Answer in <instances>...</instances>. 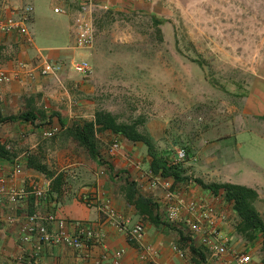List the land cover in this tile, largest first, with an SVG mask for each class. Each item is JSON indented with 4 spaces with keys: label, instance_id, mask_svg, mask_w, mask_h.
<instances>
[{
    "label": "rangeland",
    "instance_id": "1",
    "mask_svg": "<svg viewBox=\"0 0 264 264\" xmlns=\"http://www.w3.org/2000/svg\"><path fill=\"white\" fill-rule=\"evenodd\" d=\"M56 6L53 0L37 1L40 35L56 26ZM94 24L95 45L85 58L92 74L73 73L70 64L79 58L64 62V87L87 116L77 123L93 121L97 111L111 113L119 123H137L156 152H185L178 164L183 184L238 178L235 169L248 161L244 137L253 132L264 137V118L253 114L249 98L254 82L264 77V0H156L147 11L98 10ZM34 131L27 143L11 141V150L35 154L53 171L78 163L72 170L80 178L86 170L99 172L64 132L43 139ZM115 140L133 150L122 138L98 135L101 169ZM134 146L135 161L148 156L144 144ZM245 177L251 180L250 170ZM254 206L264 220V190Z\"/></svg>",
    "mask_w": 264,
    "mask_h": 264
},
{
    "label": "crops",
    "instance_id": "2",
    "mask_svg": "<svg viewBox=\"0 0 264 264\" xmlns=\"http://www.w3.org/2000/svg\"><path fill=\"white\" fill-rule=\"evenodd\" d=\"M37 1L9 0L11 8L26 3L33 5L35 16L32 25L34 38L32 45L25 43L17 34L4 35L0 33V68H4L12 76H17L10 83L0 84V113L4 117H9L33 110L37 115V120L33 125L29 122L0 125L2 130L6 128L4 126H7L5 134H0V142L8 144L7 148L14 158V162L0 158V264H115L116 253H121L119 264H149L143 258L144 253L136 244L132 243L125 234L107 225L96 208H88L81 201V195L85 193L98 199L110 200L119 216L128 220L130 225L142 224L146 230L144 243L158 253V264H195L196 258L190 252L189 245L192 243L195 248L199 249L198 246L201 247L200 236L186 235L183 230L187 227L188 214L186 212L181 214L182 223L180 225H169L170 229L155 227L128 202L127 188L128 184L133 182L141 195L151 199L157 205L155 214H158L161 220L168 208L165 191L161 187L152 190L149 188L147 172L151 162L150 157L144 155L145 158L140 160L142 163L140 169H136L132 165L130 159L135 160L137 157L136 152L134 153L133 143L126 141L133 150L128 146L126 150L123 148L116 156L106 157L108 168L105 169L104 175L100 174V171L104 169H101L100 162L97 163L91 158L100 170L98 173L86 170L82 173L81 178L78 176L79 172L77 173L76 170L73 172L74 168L81 166L78 163L57 168L55 171L45 164L55 176L64 174L65 184L60 195L53 193L49 197H46V193L51 190L53 179L27 169L24 152L21 154L18 152V154L9 146L11 141H16L19 144L26 142L27 136L29 138L30 132L34 130L41 136L42 130L48 128L49 122L50 126L62 127L63 123L65 128H70L75 123L87 118L82 112L81 105L72 101L69 91L64 87L67 78L66 71L58 76L45 78L37 73V68L44 61L64 64L73 58L85 59L88 57L90 51H80L73 47L72 20L80 4L93 1L107 10L147 11L154 8L156 0L149 3L144 0H53L57 3L53 12L55 9H60L62 13H54L59 17L56 26L49 28L47 32H42L41 35L35 31ZM18 62L26 65V69L18 70ZM30 71L33 73L32 78L27 75V72ZM249 98L254 102L253 114L264 118V77L254 82ZM246 137L249 144L248 161L243 164H249L252 178L248 180L245 177L249 170L244 168L243 164H239L238 168L235 166L237 170L234 171L239 174V177L235 178L232 184L238 182V185L252 188L257 191L260 198L264 190V151H262L264 137L258 132H253L244 138ZM255 144L259 146L253 150ZM250 148H252L251 151ZM44 151L46 152V150ZM86 155L89 156L87 153ZM17 159H20L21 163L19 173L15 172ZM175 187L184 190L188 200L204 201L213 206L216 212L224 218L221 221V230L230 241L231 246L248 253L251 256L252 264H264V251H262L260 240L248 242L237 234L236 226L239 219L232 206L225 201L224 196H214L197 184L186 186L182 183ZM20 188L26 189L29 194L17 204L11 203L9 192ZM33 189L45 192V196L37 198L30 193ZM32 214L39 215L40 222L47 227L51 234L57 231L56 220H67L90 226L98 239L92 241L89 247L82 251L75 250L64 243L46 245L41 243L37 236H33L27 244L22 243L21 229L27 222L28 216ZM51 216H53V220L48 219ZM181 234L194 240L185 243L181 240ZM178 250L185 253L184 258L180 257ZM206 260L210 264H235L230 257L219 261L207 257Z\"/></svg>",
    "mask_w": 264,
    "mask_h": 264
},
{
    "label": "built area",
    "instance_id": "3",
    "mask_svg": "<svg viewBox=\"0 0 264 264\" xmlns=\"http://www.w3.org/2000/svg\"><path fill=\"white\" fill-rule=\"evenodd\" d=\"M145 2H152L153 0H144ZM98 10H107L100 7L93 1H86L80 4L76 10L72 20V32L74 37L73 47L80 51L91 50L95 45L96 29L94 24V14ZM54 13L60 14L62 10L55 9ZM35 16V9L32 4L26 3L22 6L9 5V0H0V33L4 35L17 34L28 45H32L34 42L32 34V25ZM74 74L87 78L92 72L93 68L89 61L85 59L73 60L70 64ZM18 70H25L26 65L21 62L17 63ZM64 64L60 62L44 61L37 68V73L41 77L58 76L64 71ZM28 77L32 78V71L27 72ZM17 77L12 76L4 68H0V84H7ZM62 131L60 126H50L42 130L41 134L43 139H50L57 136ZM123 150V146L120 141H113L107 148L106 155L109 158L116 156ZM26 156V155H24ZM186 157L184 151H180L176 154L173 164L177 165L182 162ZM130 159V158H129ZM20 159L16 160L15 172L21 171ZM132 165L136 169H140L142 163L130 159ZM100 171L101 175L105 174V169ZM148 184L149 188L155 189L161 187L166 193V202L168 205L166 214H164L163 220L170 226H176L178 223H182L181 214L186 212L188 218H186V225L189 234L192 236H200V246L203 247L210 255V259L220 260L230 257L235 264H252L251 256L239 251L231 246L230 241L223 234L221 230V221L224 219L209 203L198 200H188L185 197V191L175 187L174 181L171 178H163L160 175H154L149 170ZM135 182V180H133ZM188 186L187 183H185ZM186 190V187H185ZM37 198H43L45 192L39 189H33L32 192ZM29 192L24 189H13L9 192V201L13 204H17L23 200ZM81 201L88 208H96L101 214L104 222L107 225L115 228L119 232L125 234L128 239L136 244L138 248L144 253L143 258L149 262V264H158V253L151 247L145 245L146 230L142 224L130 225L128 220L119 216L116 208L112 202L108 199H98L87 193L81 195ZM53 220V216L48 218ZM38 214L29 215L27 222L21 229V241L22 243H29L33 236H37L39 241L43 244H59L64 243L71 248L82 251L87 249L90 243L98 239V236L90 226H86L80 222H72L67 220H56L57 231L51 234L47 227L40 222ZM189 226V227H188ZM191 227V228H190ZM194 240V239H192ZM180 257L184 258L185 253L179 251ZM121 253L115 254V264H119Z\"/></svg>",
    "mask_w": 264,
    "mask_h": 264
},
{
    "label": "trees",
    "instance_id": "4",
    "mask_svg": "<svg viewBox=\"0 0 264 264\" xmlns=\"http://www.w3.org/2000/svg\"><path fill=\"white\" fill-rule=\"evenodd\" d=\"M163 21H156L155 24L162 25ZM42 116V113H41ZM37 115L33 110L27 111L17 116L4 117L0 113V125L5 123L29 122L35 124ZM50 123V122H49ZM48 123V127L51 125ZM62 123V122H61ZM62 125V132L71 139L76 146L84 150L89 157L99 163L101 156L97 145V136L107 134L116 138H122L127 142L136 144L142 143L147 147L148 156L151 159L149 171L154 175H160L163 178H171L175 186L182 184L184 179L179 173L178 164L174 165L175 156L170 154H162L155 151L152 141L139 131V125L119 123L115 116L109 112L97 111L93 121H85L76 123L70 128ZM8 144L0 142V158L14 162L13 154L8 150ZM102 162V161H101ZM25 166L27 169L34 170L47 178H52L51 190L48 191L46 197L56 193L60 195L64 183V174L54 175L48 167L43 164L35 154L27 153L25 158ZM195 184L204 190L209 191L214 196L222 195L225 201L232 206L239 222L236 226V232L248 242L260 240L262 251H264V220L254 206L259 199V194L252 188L232 184V183H211L206 184L201 180H196ZM127 188L128 202L133 205L142 217H146L155 227L170 229V226L161 220L158 214H155L157 205L154 202L141 195L136 184L130 182ZM181 240L185 243L192 242L191 238H186L181 234ZM189 250L196 258L195 264H210L206 257L199 249L195 248L191 243Z\"/></svg>",
    "mask_w": 264,
    "mask_h": 264
}]
</instances>
